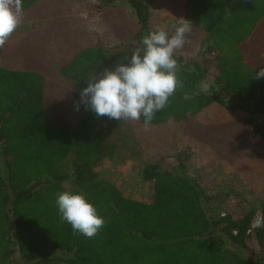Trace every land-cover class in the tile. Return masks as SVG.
<instances>
[{
  "label": "trees",
  "instance_id": "obj_1",
  "mask_svg": "<svg viewBox=\"0 0 264 264\" xmlns=\"http://www.w3.org/2000/svg\"><path fill=\"white\" fill-rule=\"evenodd\" d=\"M82 1H88L92 42L55 64L56 82L40 71L0 66V264H264V227L251 226L264 214V190L256 209L237 212L208 197L181 161L144 166L143 180L153 186L150 203L98 178L94 168L108 153L99 142L98 117L83 103L77 110L80 91L103 69L127 63L158 21L143 0ZM49 2L22 0L23 13ZM180 18L193 25L173 56L183 87L149 125L190 124L194 138L231 160L228 134L222 142L206 132L214 124L194 117L213 105L240 111L250 117L239 122L242 130L264 156V122L255 119L264 117V77L254 79L264 67L258 30L264 0H186ZM176 27L177 20L170 35ZM63 191L82 193L105 220L95 237L74 233L61 219L55 201Z\"/></svg>",
  "mask_w": 264,
  "mask_h": 264
},
{
  "label": "rangeland",
  "instance_id": "obj_2",
  "mask_svg": "<svg viewBox=\"0 0 264 264\" xmlns=\"http://www.w3.org/2000/svg\"><path fill=\"white\" fill-rule=\"evenodd\" d=\"M185 1L143 0L158 21L157 29L167 32H170L174 22L182 17ZM72 4L77 8L74 2ZM80 10L81 8L73 9V14L77 16ZM112 16L115 17V13H112ZM111 22L108 17V28H111ZM261 29L260 35L264 36V28L258 30ZM260 35L258 37H261ZM251 42H248L247 46L255 52ZM245 56L248 62L255 61L249 54ZM253 56L256 58L255 54ZM247 117L249 116L243 112H229L217 105L194 117L202 124H214L217 128H211L210 132L206 129V132L221 137L222 142V136L228 134L226 143L234 153L230 154L233 160L231 162L215 154L207 141L194 138L190 124L187 126L184 122L170 121L159 126L149 125L145 130L140 121H119L100 116L97 120L99 142L108 155L94 171L99 179L114 184L125 197L150 203L153 186L143 180L144 166L161 161H181L189 178L197 182L211 199L216 202L225 201V208L237 212L256 209L258 194L264 190V156L253 137L242 130V124L239 122ZM255 119L260 124L264 122L263 116ZM226 125L229 127H225ZM244 147L249 149L244 151Z\"/></svg>",
  "mask_w": 264,
  "mask_h": 264
},
{
  "label": "clouds",
  "instance_id": "obj_3",
  "mask_svg": "<svg viewBox=\"0 0 264 264\" xmlns=\"http://www.w3.org/2000/svg\"><path fill=\"white\" fill-rule=\"evenodd\" d=\"M22 0H0V48H3L22 21ZM192 23L184 18L177 19L174 34L158 29L142 38V46L132 50L114 70L103 69L87 80V87L80 91V101L97 117L107 116L115 120L139 121L144 117V128L148 129L157 111L162 110L177 86V61L173 58L177 49L186 43V34L192 30ZM264 77V67L255 73L254 79ZM202 91L208 92L210 85L201 82ZM61 219L69 223L74 233L87 238L95 237L104 226L105 220L97 214L96 208L82 193L63 191L55 201ZM253 228L264 227V214L253 218Z\"/></svg>",
  "mask_w": 264,
  "mask_h": 264
},
{
  "label": "crops",
  "instance_id": "obj_4",
  "mask_svg": "<svg viewBox=\"0 0 264 264\" xmlns=\"http://www.w3.org/2000/svg\"><path fill=\"white\" fill-rule=\"evenodd\" d=\"M73 2L77 8L73 7ZM87 3L82 0H51L23 13L21 23L1 48L0 66L40 71L56 82L55 64L67 62L77 50L92 42L94 31L88 23ZM78 8L81 10L76 16L73 9ZM74 33L76 37H73Z\"/></svg>",
  "mask_w": 264,
  "mask_h": 264
}]
</instances>
